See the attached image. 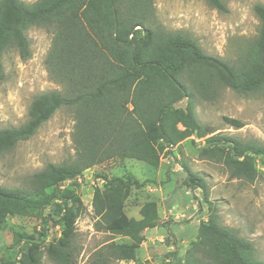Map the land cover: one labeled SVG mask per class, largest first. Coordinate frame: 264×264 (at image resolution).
<instances>
[{
    "label": "trees",
    "instance_id": "obj_1",
    "mask_svg": "<svg viewBox=\"0 0 264 264\" xmlns=\"http://www.w3.org/2000/svg\"><path fill=\"white\" fill-rule=\"evenodd\" d=\"M206 1L227 10L224 0ZM153 11V0H0V82L4 50L13 46L22 58L29 57L25 31L41 25L53 29L47 72L63 85L62 91L34 96L23 124L0 128V156L31 137L60 107L73 109L75 150L71 161L48 162L34 172L29 188L0 185V228L8 215L33 217L40 225L37 236L15 233L11 245L20 239L25 244L17 256L0 259V264H42V253L57 264H71V239L83 203L74 188L57 186L109 159L131 158L157 167L170 148L200 140V156L221 162L229 177L247 182L257 177L255 157L264 164V145L206 128L196 116L195 100L196 95L212 98L217 86L245 95L264 91V5H253L258 33L234 62L206 53L181 31L152 26ZM224 120L236 128L242 125L234 118ZM182 169L186 188L202 191L207 218L199 221L183 261L176 249L165 254L171 264H264L254 257L249 240L218 222L204 179L185 163ZM147 182L133 175L104 176L102 185L94 186L91 206L97 227L127 239L104 247L115 259L134 261L144 231L159 225L154 199L140 205L139 217L124 210L130 191ZM54 200L56 206L45 213ZM50 221L60 231L46 240ZM96 254L100 259L103 252Z\"/></svg>",
    "mask_w": 264,
    "mask_h": 264
},
{
    "label": "rangeland",
    "instance_id": "obj_2",
    "mask_svg": "<svg viewBox=\"0 0 264 264\" xmlns=\"http://www.w3.org/2000/svg\"><path fill=\"white\" fill-rule=\"evenodd\" d=\"M224 2L226 11L215 9L206 0H153L152 26L181 31L195 39L206 53L234 62L257 36L259 20L253 5L257 2L264 5V0ZM25 35L29 40V57L22 58L13 46L5 49L2 55L4 78L0 82V128L23 124L28 117L29 104L38 93L63 90V85L49 76L45 65L53 36L52 27L34 25L25 31ZM195 101L196 116L206 128L264 145V91L245 95L217 86L212 98L202 99L196 95ZM224 117L237 119L242 125L236 128ZM73 124V109L60 107L31 137L3 152L0 156V185L29 188L32 174L46 163L71 161L75 153L71 139ZM202 145L200 140L183 141L170 148V153L162 154L157 167L131 158L109 159L58 185V189L74 188L83 203L71 239V264H171V256L165 254L174 249L177 250V259L183 261L186 249L196 236L199 221L207 218L202 191L186 188L183 163L206 182L208 200L215 205L218 222L249 240L254 257L264 260L262 159L255 157L257 177L253 182H247L229 177L221 162L201 157L199 149ZM128 175L148 182L140 189L130 191L124 204L125 213L139 217L140 205L145 200L154 199L158 204L160 222L157 227L144 231L145 242L137 249L136 259L126 262L113 258L104 249L111 241L127 239L114 234L108 227H97L91 197L94 186H101L104 176ZM50 191L51 188L47 190ZM55 204L54 200L44 212H50ZM48 228L46 240L58 236L60 225L50 221ZM39 230V221L33 217L8 215L0 228V259L14 258L25 244V240L20 239L11 245L15 233L32 234ZM34 234L37 236V232ZM99 250L103 252L100 259L96 254ZM40 259L42 264H57L45 253Z\"/></svg>",
    "mask_w": 264,
    "mask_h": 264
},
{
    "label": "crops",
    "instance_id": "obj_3",
    "mask_svg": "<svg viewBox=\"0 0 264 264\" xmlns=\"http://www.w3.org/2000/svg\"><path fill=\"white\" fill-rule=\"evenodd\" d=\"M157 227V226H156ZM145 242V239H144V241L142 242V243H144Z\"/></svg>",
    "mask_w": 264,
    "mask_h": 264
}]
</instances>
